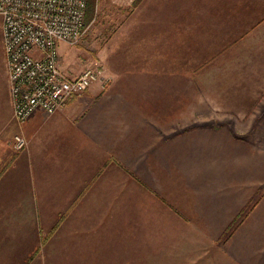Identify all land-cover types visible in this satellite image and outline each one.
<instances>
[{
	"label": "crops",
	"instance_id": "0c3cea01",
	"mask_svg": "<svg viewBox=\"0 0 264 264\" xmlns=\"http://www.w3.org/2000/svg\"><path fill=\"white\" fill-rule=\"evenodd\" d=\"M159 1L132 3L151 29L129 34H181V66L169 49L126 55L109 83L23 122L0 17V264H25L36 248L27 264H264V148L205 114L264 96V22L234 0ZM240 34L245 53L232 48Z\"/></svg>",
	"mask_w": 264,
	"mask_h": 264
},
{
	"label": "built area",
	"instance_id": "2783aa9c",
	"mask_svg": "<svg viewBox=\"0 0 264 264\" xmlns=\"http://www.w3.org/2000/svg\"><path fill=\"white\" fill-rule=\"evenodd\" d=\"M87 0H0L1 34L14 118L25 121L41 110L62 109L69 98L97 82L104 86V67L93 63L77 74L62 65L59 42H80L86 25ZM26 138L13 135L10 145L23 148Z\"/></svg>",
	"mask_w": 264,
	"mask_h": 264
},
{
	"label": "rangeland",
	"instance_id": "374dc122",
	"mask_svg": "<svg viewBox=\"0 0 264 264\" xmlns=\"http://www.w3.org/2000/svg\"><path fill=\"white\" fill-rule=\"evenodd\" d=\"M126 1L131 2L133 0H96L93 18L86 21V31L80 42L74 45L59 42L62 65H64L65 71L68 74L77 73L86 65L97 63L104 67V72L108 76L107 83H109L112 78L111 72L109 71L111 67H118L122 63L127 62L126 55L136 57L144 55L145 52L149 53L151 52L149 50L151 47L153 48V54L166 53L169 49L171 53L169 55L170 58H172V56L175 58V55L178 56V58L180 57L179 59L182 58L181 53L179 54L180 56L176 54V51L182 52L183 40L181 34H129L131 30L136 28V30H138V26H141V31H150L151 24L148 22H151V20L145 19V21H147L146 23L140 22L142 18L132 15L134 11L136 12V10H134L135 7L132 6V2L129 3V5H125L124 2ZM166 1L167 0H160L159 2L165 3ZM175 1L182 2L181 0ZM234 1L236 2L234 4L239 7H243L246 10L248 8L249 10H254L255 21L264 22V0ZM170 3L171 2H169L168 5L164 4L166 8L158 6V8L155 9L161 13V10H168ZM148 9H146V11ZM154 19H157V16H155ZM166 23L161 21L158 26H163L165 28L167 27ZM135 24L137 27H135ZM171 24L172 22H169V27ZM251 24V22L248 23L247 27ZM168 35L169 37L167 38ZM257 40L258 39H256V41ZM248 42L249 34H240L236 42L233 43L232 48L238 49L240 53H245L246 51L244 50L248 47ZM112 50H115V52H112ZM169 60L172 62L171 59ZM239 62H246V59H240ZM181 63L182 59L176 62V66H181ZM244 71H246V69ZM237 72L239 73L238 79H244L242 77V72ZM184 73H182L181 70L175 72V79L182 82V80L186 78L187 72ZM221 75L223 77L225 74ZM228 78L229 76H227V79ZM233 81H235V79H233ZM235 82H237V80ZM177 89L182 90V87H176V90ZM183 89L185 91L184 87ZM182 91H180V93H182ZM186 91L190 94L197 93L194 92V88H187ZM254 96H256L255 98H260L257 97V94ZM205 111V114L207 113L206 119L208 127L218 126L228 132L232 130L233 135L237 134L239 136L234 135V137L243 141L254 142L256 146L264 148V96H262L260 102L207 103ZM214 114L218 119H214ZM62 264L70 263L64 262Z\"/></svg>",
	"mask_w": 264,
	"mask_h": 264
},
{
	"label": "trees",
	"instance_id": "16d2710c",
	"mask_svg": "<svg viewBox=\"0 0 264 264\" xmlns=\"http://www.w3.org/2000/svg\"><path fill=\"white\" fill-rule=\"evenodd\" d=\"M139 0H133V5H136L137 2ZM95 6H96V0H87L86 2V18L84 19V23L86 25V21H89L93 18L94 15V10H95ZM38 250V248H36L29 256V261L32 259L33 253H35ZM29 261L25 262V264H27Z\"/></svg>",
	"mask_w": 264,
	"mask_h": 264
}]
</instances>
